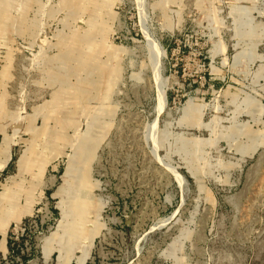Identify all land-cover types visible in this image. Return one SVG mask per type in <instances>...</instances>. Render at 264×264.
<instances>
[{"label": "rangeland", "instance_id": "obj_1", "mask_svg": "<svg viewBox=\"0 0 264 264\" xmlns=\"http://www.w3.org/2000/svg\"><path fill=\"white\" fill-rule=\"evenodd\" d=\"M0 198V264H264V0H0Z\"/></svg>", "mask_w": 264, "mask_h": 264}, {"label": "bare ground", "instance_id": "obj_2", "mask_svg": "<svg viewBox=\"0 0 264 264\" xmlns=\"http://www.w3.org/2000/svg\"><path fill=\"white\" fill-rule=\"evenodd\" d=\"M154 54H155V53H154ZM152 57H153V56H152ZM153 60H156L155 57H154ZM161 95H162V96H161V97H162V101L165 103V94H164L163 91L161 92ZM0 199H1V198H0ZM0 201H1V200H0ZM0 208H1V202H0Z\"/></svg>", "mask_w": 264, "mask_h": 264}]
</instances>
